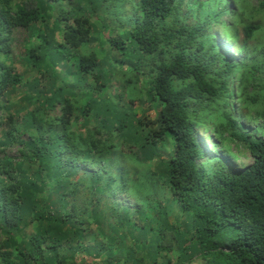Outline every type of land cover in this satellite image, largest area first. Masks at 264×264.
Wrapping results in <instances>:
<instances>
[{
    "label": "trees",
    "instance_id": "obj_1",
    "mask_svg": "<svg viewBox=\"0 0 264 264\" xmlns=\"http://www.w3.org/2000/svg\"><path fill=\"white\" fill-rule=\"evenodd\" d=\"M20 85L30 96L21 119L1 100ZM137 101L150 109L136 111ZM2 124L0 147L20 143L40 173L25 182L0 158V264H264V0H0ZM169 141L164 180L155 178L165 197L133 194L137 178L124 172L143 162L123 145ZM228 143L252 162L227 165ZM79 164L86 170L58 196L57 214L43 203L35 219L69 225L85 243L81 262L70 236L21 223L46 172L60 178ZM93 167L98 204L108 199L95 216ZM90 217L113 239L98 240Z\"/></svg>",
    "mask_w": 264,
    "mask_h": 264
},
{
    "label": "rangeland",
    "instance_id": "obj_2",
    "mask_svg": "<svg viewBox=\"0 0 264 264\" xmlns=\"http://www.w3.org/2000/svg\"><path fill=\"white\" fill-rule=\"evenodd\" d=\"M222 18H227V16H224ZM93 20H95V18H93ZM214 32L218 34V28L215 27L214 28ZM221 41L224 43V40L221 38ZM103 43H106L103 41ZM107 64H112L111 62H109L108 60H106ZM111 71L114 70V68H110ZM25 79L28 78V75L25 74L24 76ZM140 81L144 79L143 76H140L138 78ZM32 87V85H31ZM116 88L120 89L119 91V97L120 98H124L127 97L128 92L124 91L125 90V86L121 85V84H116ZM116 89H114L115 91ZM111 92V89L108 90V93ZM108 95H106L105 97H107ZM142 97L144 96L141 95ZM29 94L27 93L25 88H21V85L18 86L17 88L12 89L11 91L6 90L5 93H3L1 100L4 102L6 101L7 103V108H10V111L13 113H18L19 114V118L21 119V117L23 116L25 109H27L30 105V99H29ZM139 101L135 102L133 104V108H135L136 111L140 112L141 110H143V108H149L147 105L143 104V105H139L138 103ZM119 110L123 111L124 109L119 108ZM6 112H8L7 109H5ZM10 112V113H11ZM152 111H148V114H152ZM5 116V115H3ZM26 119L25 121L27 122V124L25 125L24 128H28L30 127L28 124L29 120L33 118L32 115H29L28 112L25 115ZM37 119V118H36ZM134 122V120H132ZM3 122V121H2ZM4 124V122H3ZM2 124V128L1 131L3 132V134L5 135V127ZM208 134H210V132L207 131ZM145 134V133H144ZM204 135L206 133H203ZM146 135V134H145ZM143 135V137L145 136ZM20 138H23L25 140L28 139V134L26 131H22L19 134ZM229 144V151L234 154V156L225 153L222 154V156L225 158V163L227 165L232 166L234 169H242L243 167L247 166L248 164H250L252 162V157L249 155L248 152H244V153H239L236 146H234V143H228ZM127 151L129 152H136V156L137 158L143 162L142 164H140L138 166V169H136L134 172L129 171L128 169L127 172H124L126 175V178H129V176L131 177L132 180H134L135 178H137V181L135 182L134 185L129 186V189H131V191L133 192V194H137L138 192H142L143 194H147V198L148 196H155L157 197V199H163V197H165V195L163 194V189H161V186L158 183H161V181H163L164 179V174H165V170H166V158L168 157V155L172 152V142L169 141L167 143V145H163L162 143H158V144H151L149 143L147 146H143V147H138V145H133V144H128L125 143V145H123ZM21 148V144L20 143H15L13 145L7 144L5 148L0 147V158L2 157H6V158H11L12 162H10L11 165L18 167V172L20 174V176H24V180L25 182H28L31 178L33 179L35 174L38 172L40 173V171L38 170L36 172V167L34 166H30L28 165L27 162H25L22 159L21 156V152L19 151V149ZM212 153V152H211ZM112 160L111 157H109L106 160V163H110ZM124 161V163L129 166L130 160L123 158L122 159ZM20 164V165H19ZM147 164V166L150 168L148 169L147 167H145V165ZM52 169V168H51ZM85 167L83 165H78V166H71L69 169L62 171L60 169V171H62V177L60 178H56L55 177V172L53 171H49L46 172L45 175H49L51 177L50 181L45 184H42L41 189H37L35 192L34 197L32 196V198L30 199H26L25 200V210H24V217L22 218L21 223H26V217H29L32 219L30 227H26L25 232L26 233H32L34 230L39 229L40 228H44L45 232L48 230L52 231V232H57L56 235H60L62 237L65 236H70L69 238H71V241L73 242V248H74V258L77 261H80V258H86V256L81 253V251L79 250L80 248V244L84 245L85 243L82 242L81 238H79L75 233L72 232L71 228H69V225H64V224H58L57 222L53 221L52 219H49L48 221H41L40 219H35V216L37 214L40 213L41 210V206L43 205V203L48 204L50 206V208L53 210V212H55L54 210H59V207H57L58 205V196L64 191L67 190L70 186V180L74 182V180H76L80 174L85 172ZM93 170H96L95 167H93L92 169L88 170V174L89 176L92 177L93 179ZM141 170V171H140ZM145 170V171H144ZM151 170H154V172H152ZM140 171V172H138ZM138 172V173H137ZM157 174L158 176L161 178L160 180L157 178ZM125 178V179H126ZM157 182L156 183V180ZM36 182V179L34 180ZM34 181H30L29 187H35L37 185L32 184L31 182L34 183ZM127 184V182H126ZM32 188V190H33ZM81 188V186H80ZM100 188V181H98V178L95 176L94 179L91 182V186H90V190H86V196H88V194L92 195V198L94 199V203H93V211L92 214L95 216L97 214V211L101 208V206L103 205L104 201L108 200L107 198H101L100 203L98 204V200L100 198V195L97 194V189ZM128 189V188H127ZM127 191V190H126ZM131 192V193H132ZM141 194V195H143ZM94 195V196H93ZM49 196V197H47ZM46 198V201H44V199ZM132 196L131 197H127L125 202L130 204L132 202ZM110 201H108L109 203ZM78 203H81L80 201ZM56 213V212H55ZM57 214V213H56ZM168 222H172L175 220V216L173 214H169L167 216L166 219ZM89 222L93 223V224H97V228L99 231V236H98V240L103 239V240H109V239H113V235L106 233L107 229L106 226H108L107 224H104V226H102L100 222H95V219L93 217L89 218ZM113 223H116V219L112 221ZM152 226L155 228V223H152ZM103 230V231H102ZM55 232V233H56ZM119 232L125 233L126 231H122L119 229ZM14 234V237L18 238L19 237V233L17 234V231L12 232ZM128 237L134 242L133 236L135 235V232H128L127 233ZM71 244V242H70ZM75 244V245H74ZM156 246V243H153V248ZM100 247V243H97L95 246H92L90 248V253L93 256V254L95 252H98ZM97 254V253H95ZM63 256L65 258L68 257V251L65 250L63 252ZM98 257H96V262H101L103 263L104 258L97 255ZM90 261V260H89ZM81 262V261H80Z\"/></svg>",
    "mask_w": 264,
    "mask_h": 264
}]
</instances>
